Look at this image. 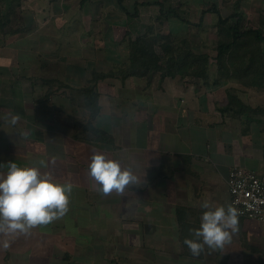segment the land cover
<instances>
[{
	"label": "crops",
	"instance_id": "1",
	"mask_svg": "<svg viewBox=\"0 0 264 264\" xmlns=\"http://www.w3.org/2000/svg\"><path fill=\"white\" fill-rule=\"evenodd\" d=\"M88 3L79 4L75 42L61 38L67 48L51 45L59 32L52 25L0 46V177L15 162L73 185L62 219L7 237V248L0 234V264H264V223L255 219L239 217L222 250L205 246L193 256L183 243L204 202L231 204L233 167L264 174V84L216 83L212 70L207 83L160 73L94 81L119 68L125 37L158 25L143 11L152 3L132 2L141 18L134 27L118 0H105L111 12L101 20ZM160 4L168 9L158 2L159 14ZM157 19L159 30H184L174 17ZM60 20L69 34L72 21ZM94 153L119 161L137 182L122 195L101 194L88 174Z\"/></svg>",
	"mask_w": 264,
	"mask_h": 264
},
{
	"label": "trees",
	"instance_id": "2",
	"mask_svg": "<svg viewBox=\"0 0 264 264\" xmlns=\"http://www.w3.org/2000/svg\"><path fill=\"white\" fill-rule=\"evenodd\" d=\"M88 0H82L85 3ZM120 6L131 16L137 15L124 4L125 0H118ZM137 3V2H136ZM150 5V3H146ZM161 17H174L183 23H190L203 29L205 16L208 13L217 16V71L216 83L235 79L248 86L264 84V54L259 53L261 43L264 42V32L260 28H250L245 24L242 13L224 17L217 6L204 9L200 13V20L194 24L186 20L180 8L165 9L160 4ZM234 19V20H233ZM205 28V27H204ZM181 32V33H180ZM182 31L157 30L153 25L146 26L143 33L136 38L127 40L129 55L116 71L96 73L94 81L107 77H143L148 81L156 74L163 77L180 76L181 78L192 77L209 82L212 74L209 69L210 56L206 53L193 51V43ZM237 64L239 68L233 69Z\"/></svg>",
	"mask_w": 264,
	"mask_h": 264
},
{
	"label": "clouds",
	"instance_id": "3",
	"mask_svg": "<svg viewBox=\"0 0 264 264\" xmlns=\"http://www.w3.org/2000/svg\"><path fill=\"white\" fill-rule=\"evenodd\" d=\"M18 115L11 117L15 124ZM6 176L0 177V234L7 237L27 234L38 226L49 225L62 219L69 212L73 185L55 182L49 173H41L36 167H20L9 162ZM89 176L99 185L98 191L110 195L113 191L122 195L125 188L137 182L129 169H122L119 161L102 153H94L88 165ZM198 228L190 229L192 238L183 243L193 256H199L207 248L222 250L230 244L239 231V210L231 204L211 207L204 202Z\"/></svg>",
	"mask_w": 264,
	"mask_h": 264
},
{
	"label": "rangeland",
	"instance_id": "4",
	"mask_svg": "<svg viewBox=\"0 0 264 264\" xmlns=\"http://www.w3.org/2000/svg\"><path fill=\"white\" fill-rule=\"evenodd\" d=\"M89 1L94 3H90L91 7L89 6L88 11L90 12L95 9H97L98 12L100 11V20L107 12H111L108 7H105V0H88L83 4V6ZM139 1L153 4L149 8H143V11L150 13L151 16L156 19L154 22L159 26H157L158 30L164 28L163 26V28L161 27L159 19H157L158 16H160L158 2H162L167 8L170 6H181L182 16L194 24L200 20V13L202 10L211 9L213 6H217L224 17L232 16L237 12L242 13L247 27L260 28L264 32V0H126V3L129 7L132 5V2ZM79 4L80 6L82 5V0H0V46H3L4 48L11 47V40L14 37L13 35L17 34L16 36L22 37L23 35H27L31 32L39 33V31H41L39 28L41 27L43 28H41L42 31H45V29L50 31V25H52L59 32L57 33L58 44L51 43V45H54L55 48H58V50L67 48V46L61 42V38H65L66 36L71 39L70 43H72L75 42L76 37H78L79 28H81L79 22ZM129 10L134 12L135 8L131 6L129 7ZM128 15L129 14H127V16ZM63 18H65V22L72 21L71 26H68L69 34L63 33L65 28L61 25L62 21L60 20H63ZM120 18H122V15H118L115 21ZM143 19H147V17H144ZM52 20L55 21V24ZM73 20L75 21L73 22ZM140 21L141 18L139 19V15L132 16L131 22L133 27L136 24H139ZM216 23L217 16L215 14L208 13L205 16V28L203 27V29H199L191 23L190 25L183 23L182 25L184 26V30H181V35L186 34V36H188L193 43V51L206 53L210 56L209 69L210 72L212 70L214 73H216L218 67L216 62V49L218 41ZM108 24L109 23L105 22L104 25L106 28L104 29V27H102L105 32L108 31ZM46 25L47 28H45ZM64 26L66 27L65 24ZM84 27L86 28L87 25ZM89 27L91 28L93 26L89 25ZM104 31L101 30V34L99 35L101 39L104 37ZM136 37H125V44L123 45L126 50L125 57L119 67L127 61L126 59L129 55L127 40L129 38ZM258 51L262 55L264 54V42L263 44L261 43V47ZM232 68H239V66L234 64ZM230 81H235V79H230Z\"/></svg>",
	"mask_w": 264,
	"mask_h": 264
},
{
	"label": "built area",
	"instance_id": "5",
	"mask_svg": "<svg viewBox=\"0 0 264 264\" xmlns=\"http://www.w3.org/2000/svg\"><path fill=\"white\" fill-rule=\"evenodd\" d=\"M231 205L239 217L264 223V174L243 167H233L228 177Z\"/></svg>",
	"mask_w": 264,
	"mask_h": 264
}]
</instances>
